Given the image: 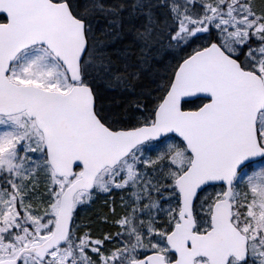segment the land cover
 <instances>
[{
  "label": "snow or ice",
  "instance_id": "obj_1",
  "mask_svg": "<svg viewBox=\"0 0 264 264\" xmlns=\"http://www.w3.org/2000/svg\"><path fill=\"white\" fill-rule=\"evenodd\" d=\"M0 264H264V0H0Z\"/></svg>",
  "mask_w": 264,
  "mask_h": 264
}]
</instances>
